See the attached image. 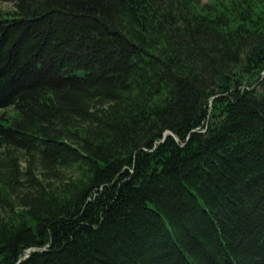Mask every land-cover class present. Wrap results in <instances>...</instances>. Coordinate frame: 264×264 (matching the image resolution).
I'll list each match as a JSON object with an SVG mask.
<instances>
[{
    "label": "trees",
    "instance_id": "trees-1",
    "mask_svg": "<svg viewBox=\"0 0 264 264\" xmlns=\"http://www.w3.org/2000/svg\"><path fill=\"white\" fill-rule=\"evenodd\" d=\"M0 2V264H264V0Z\"/></svg>",
    "mask_w": 264,
    "mask_h": 264
},
{
    "label": "rangeland",
    "instance_id": "rangeland-1",
    "mask_svg": "<svg viewBox=\"0 0 264 264\" xmlns=\"http://www.w3.org/2000/svg\"><path fill=\"white\" fill-rule=\"evenodd\" d=\"M13 10H14L13 4L7 2H0V16H5L9 12H12Z\"/></svg>",
    "mask_w": 264,
    "mask_h": 264
},
{
    "label": "water",
    "instance_id": "water-1",
    "mask_svg": "<svg viewBox=\"0 0 264 264\" xmlns=\"http://www.w3.org/2000/svg\"><path fill=\"white\" fill-rule=\"evenodd\" d=\"M30 252H31V250H30V251L27 253V255H26V256H29V253H30ZM24 259H25V257H24L22 260H24ZM22 260H21V261H22Z\"/></svg>",
    "mask_w": 264,
    "mask_h": 264
}]
</instances>
